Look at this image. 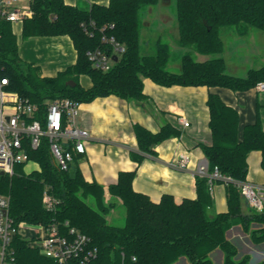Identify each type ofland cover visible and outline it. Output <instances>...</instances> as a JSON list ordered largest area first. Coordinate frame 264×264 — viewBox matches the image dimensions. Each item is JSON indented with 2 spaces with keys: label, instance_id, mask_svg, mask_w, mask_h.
<instances>
[{
  "label": "trees",
  "instance_id": "obj_1",
  "mask_svg": "<svg viewBox=\"0 0 264 264\" xmlns=\"http://www.w3.org/2000/svg\"><path fill=\"white\" fill-rule=\"evenodd\" d=\"M158 2L109 0L108 4L94 2L81 8L65 0H32L33 15L21 21L22 37L69 35L77 50L76 62L52 76H43L39 65L20 57L14 22L0 18V73L8 78L7 89L39 105L41 113L48 100L62 97L90 102L116 95L145 101L144 78L162 86L207 85L233 90H245L264 80V64L238 76L228 73L224 58L218 56L225 47L224 34H242L249 28L264 32V0H175L176 42L187 49L181 55L179 71L168 68L171 47L162 37L155 40L154 53L142 52V14ZM104 34L124 50L114 52L113 44L103 40ZM97 48L118 56L109 69L96 67L89 59L88 51ZM192 52L211 57L198 60ZM82 76L90 79L89 87L82 84ZM207 105L211 142L199 145L209 172L218 168L233 179L217 180L225 184L226 211L209 214L214 203L209 175L197 174L195 198L176 200L164 193L154 201L134 188L136 169L121 170L106 194L104 185L85 177L79 155L68 170H61L44 142L29 150L38 168L26 171V164L20 163L13 174L0 175V194L10 198V217L16 225L68 221L86 233L90 246L96 248L93 264H174L183 257L191 264H214L211 254L216 250L222 254V264H264L252 263L250 253L240 256L232 240L236 235L242 244L264 243V210L246 212L237 186V181L247 179L251 152H260L264 171V125L258 119L241 130L238 110L216 93H209ZM134 132L138 152L133 151L132 157L138 162L144 154H155L157 142L179 134L171 123L156 132L136 123ZM45 191L56 200L53 210L44 205ZM118 204L125 209L121 225L110 217ZM11 245L16 264H58L19 232L13 235Z\"/></svg>",
  "mask_w": 264,
  "mask_h": 264
},
{
  "label": "crops",
  "instance_id": "obj_2",
  "mask_svg": "<svg viewBox=\"0 0 264 264\" xmlns=\"http://www.w3.org/2000/svg\"><path fill=\"white\" fill-rule=\"evenodd\" d=\"M65 1L81 8H87L94 2L109 3V0ZM21 28V22H14L20 57L39 65L43 76L55 75L76 62L77 50L69 35L23 38ZM81 82L85 87L91 85L87 76H82ZM144 91L148 95L145 101L108 95L90 102H80L78 122L90 131V138L85 143V153L78 156L79 166L88 180H96L104 185L106 194L108 186L117 180L121 170L136 169L134 188L148 194L154 201H159L164 193L172 194L176 200L195 198L198 167L208 162L199 143L211 142L207 105L209 93L218 94L225 103L238 110L241 130L258 119L264 125V91L256 86L245 90L207 85L162 86L150 78H144ZM180 117L187 119L189 124L179 122ZM136 123L154 132L164 124L171 123L179 134L157 142L154 145L155 154H144L143 160L138 162L132 157L133 151L138 152L134 132ZM184 153L190 157L188 166L175 168L173 163ZM260 159L258 151L249 155L247 179L258 183L264 182ZM212 194L214 203L209 210L212 213L226 211L225 184L215 181ZM181 260H185L184 257ZM180 261L175 263L179 264Z\"/></svg>",
  "mask_w": 264,
  "mask_h": 264
},
{
  "label": "built area",
  "instance_id": "obj_3",
  "mask_svg": "<svg viewBox=\"0 0 264 264\" xmlns=\"http://www.w3.org/2000/svg\"><path fill=\"white\" fill-rule=\"evenodd\" d=\"M20 1H25L26 4ZM31 1L0 0V18L21 22L26 17H31ZM103 40L112 43L116 53L124 50L123 46L107 34H104ZM113 55L114 53L109 54L99 48L88 51L93 65L104 70L111 67ZM8 83V78L0 73V171L13 174L16 164L35 162L29 150L44 142L48 143L55 164L61 170H68L75 155L85 153V143L90 138V131L78 122L80 102L70 97L48 100L45 109L40 113L39 105L21 98L18 92L7 89ZM255 86L264 91V80L258 81ZM179 122L189 124L184 117H180ZM189 162V155L184 153L173 166L184 169ZM197 174L209 175L211 192L215 181L233 180L231 176L222 174L218 168L209 172L208 162L198 167ZM237 186L242 197L256 211L264 210V182L245 179L237 181ZM43 201L47 209L55 208L56 200L47 191L44 192ZM9 204V196L0 194V264H16L11 240L15 233H20L21 226L26 224L16 225L9 215ZM34 226L38 229L29 239V243L58 264H93L96 259L97 250L90 246L89 236L71 226L68 221Z\"/></svg>",
  "mask_w": 264,
  "mask_h": 264
},
{
  "label": "rangeland",
  "instance_id": "obj_4",
  "mask_svg": "<svg viewBox=\"0 0 264 264\" xmlns=\"http://www.w3.org/2000/svg\"><path fill=\"white\" fill-rule=\"evenodd\" d=\"M22 4L25 1H20ZM143 29H142V52L145 54H152L155 52L154 42L158 37L169 42L171 47V56L168 64V68L172 71H179L180 58L183 52L187 49L180 46L176 42L177 35V21L175 16V0H159L158 4L148 6L142 14ZM168 24H166V23ZM17 25V24H16ZM17 28V26H15ZM244 28V27H243ZM224 50L218 56H222L226 63V71L228 73L245 76L249 69L258 68L264 64V32L249 28L245 33L238 34L233 32L231 34H224ZM198 60L201 58H209L210 55H202L197 52H192ZM24 60V59H23ZM25 61V60H24ZM38 168V164L35 162H29L26 164V171ZM243 200V208L246 212L255 211V209L247 202L245 198ZM110 217L113 218L111 222L121 225L124 223L125 209L122 205L118 204L112 211ZM209 214H213L209 210ZM109 217V218H110ZM37 226L30 224H23L20 229V234L31 239L35 234ZM249 235L247 234V237ZM239 247V255L250 253L252 256V263L258 261H264V243L255 245L242 244L239 238H232ZM216 250L211 254L214 264H222V254ZM185 260L180 259L179 264H191L187 258ZM176 264V263H174Z\"/></svg>",
  "mask_w": 264,
  "mask_h": 264
},
{
  "label": "water",
  "instance_id": "obj_5",
  "mask_svg": "<svg viewBox=\"0 0 264 264\" xmlns=\"http://www.w3.org/2000/svg\"><path fill=\"white\" fill-rule=\"evenodd\" d=\"M114 60H117L118 59V56L117 55H113V57H112ZM69 83H71V84H75V82H73V81H71V82H69ZM0 175H4V172L3 171H0Z\"/></svg>",
  "mask_w": 264,
  "mask_h": 264
}]
</instances>
